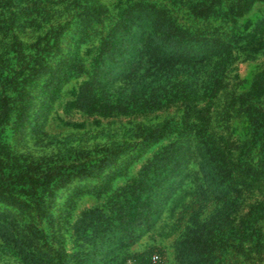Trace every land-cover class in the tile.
I'll use <instances>...</instances> for the list:
<instances>
[{
	"label": "rangeland",
	"instance_id": "1",
	"mask_svg": "<svg viewBox=\"0 0 264 264\" xmlns=\"http://www.w3.org/2000/svg\"><path fill=\"white\" fill-rule=\"evenodd\" d=\"M133 2L163 9L176 25L190 32L226 39L233 38L254 16L252 9L244 17H231L227 0H40L30 15L18 10L16 16L7 15L0 21V69L11 73L38 51L48 54L52 64L68 54L77 56L90 72L89 46L96 44L119 12ZM203 4L216 12L198 13ZM95 6L105 7L107 13L87 26L82 10ZM55 46L59 49L54 51ZM215 62L189 65L173 73L150 70L141 78L132 76L109 84L91 112L76 107L77 86L85 74L80 70L57 92L49 90L45 76L26 83L31 92L29 107L22 114L17 101L1 131L5 159L13 171L34 169V176L48 172L56 177L39 200H31V210L1 200L0 219L13 217L11 225L17 231L29 232L28 228L35 227V250L54 263H70L94 233L91 226L85 229L84 218L93 211L101 216L110 213V199L132 177L157 163V154L171 143L190 137V142L198 143L194 132L189 136L183 128L184 95L198 94L199 103L210 108L205 131L229 145L236 175L244 165L255 169L260 141L242 98L254 75L264 67V53L239 56L223 74L216 72ZM218 75L221 82L213 87ZM259 104L264 106V97ZM192 123L187 129L195 131L197 125ZM148 126L159 129L160 134L142 148ZM107 158L111 161L105 162ZM200 159L192 158L175 193L178 197L167 200L155 221L131 245L103 248L95 256L104 264H130L132 254L156 246L164 252V264H180L177 241L199 232L207 248L205 261L188 264H264V188L238 185L226 195L215 196L203 179ZM117 168L121 170L115 172ZM259 170L264 171V166ZM103 182L109 185L100 193L80 191ZM6 192L0 187L1 194ZM0 264H25L2 239Z\"/></svg>",
	"mask_w": 264,
	"mask_h": 264
},
{
	"label": "trees",
	"instance_id": "2",
	"mask_svg": "<svg viewBox=\"0 0 264 264\" xmlns=\"http://www.w3.org/2000/svg\"><path fill=\"white\" fill-rule=\"evenodd\" d=\"M39 1L0 0V21L7 15L16 16L18 10L30 15ZM200 6L198 13L208 15L216 12L211 5ZM227 8L231 17H244L254 10L253 18L242 25L231 39L190 32L176 25L163 9L150 3L133 2L119 12L110 30L96 44L89 46L90 72L77 56L68 54L52 64L48 54L38 51L19 69L13 68L11 73L1 68L0 187L7 192L0 193V201L31 210V200H39L43 190L56 177L48 172L34 176V169L13 171L5 159L1 131L16 108L17 101L22 114L29 107L31 92L26 83L45 76L49 90L57 92L62 84L80 70L85 74H82L83 79L77 86L76 107L91 112L97 107L95 103L101 101L98 98L100 92L109 84L125 81L132 76L141 78L150 70L162 73L164 69L166 73H173L182 67L216 60V72L223 74L239 56L251 57L264 53V0H227ZM82 12L83 20L90 26L88 24L100 20L101 14L107 13V9L101 6L84 7ZM55 49L59 47L55 46ZM220 82V76H215L213 87ZM243 97L244 109L254 124V135L260 141L258 167L254 169L252 165H244L239 169V175H236V162L229 156V145L217 141L205 131L210 108L199 103L198 94L184 95L181 101L183 128L189 136L194 132V139L198 143L190 142L192 137L171 143L157 154V163L132 177L129 184L110 199V213L101 216V212L93 211L89 218H84L85 229L91 226L94 233L89 238L88 246L76 251L67 264H104L103 259L95 256L98 251L111 246L131 245L155 221L167 200L171 198L172 202L178 197L175 193L181 186L182 174L194 157L201 158L199 164L203 179L215 196L226 195L238 185L264 188V171L259 170L264 166V106L259 104L264 97V67L254 75ZM192 122L197 125L195 131L187 129L193 125ZM146 128L142 148H146L150 141H156L160 134L159 129L151 126ZM109 160L107 158L105 162ZM120 170L117 168L115 172ZM102 184L82 187L80 191L87 189L100 193L109 185L107 182ZM4 217L0 219V239L11 246L16 254L19 253L23 263L64 264L61 260L54 263L50 257L42 256L35 250V227L28 228L29 232L17 231L11 225L13 217ZM202 236V233L197 232L177 241V260L180 264L205 261L207 248ZM163 254L159 247H150L132 254L130 264H164Z\"/></svg>",
	"mask_w": 264,
	"mask_h": 264
}]
</instances>
